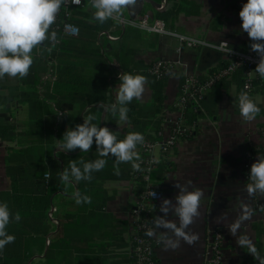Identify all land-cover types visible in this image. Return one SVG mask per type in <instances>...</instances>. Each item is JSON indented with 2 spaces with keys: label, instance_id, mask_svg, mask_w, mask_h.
I'll list each match as a JSON object with an SVG mask.
<instances>
[{
  "label": "crops",
  "instance_id": "1",
  "mask_svg": "<svg viewBox=\"0 0 264 264\" xmlns=\"http://www.w3.org/2000/svg\"><path fill=\"white\" fill-rule=\"evenodd\" d=\"M189 1L196 4L197 10L191 15L180 13L175 16L172 27H167L171 32L169 35L117 26L113 34L119 36L117 41H99L105 47V53L110 55L113 61L111 66L115 71L99 69L93 65L91 58L82 55L78 58L87 63L84 72L88 75L96 72L105 74L115 103L119 74L125 72L144 76L153 62L173 64L175 73L164 83L166 98L163 111L158 116L160 121L164 112L173 109L186 76L195 74L207 77L229 61L226 54L210 47H183L178 36L196 38L211 46L227 44L234 51L245 50L250 39L242 30L239 17L247 0ZM157 9L160 10V7L156 8L145 0L142 13L146 12L154 18ZM124 10L128 13L126 8ZM141 14L135 19L140 20L144 16ZM119 30L123 35H120ZM47 73L48 67L35 84L24 83L19 76L0 79V191L11 189L17 181L23 182L20 174H24L25 161L29 160L30 154L36 155L38 166L45 165L49 170L54 169V172L58 170L60 175L71 160H76L77 166L82 169L80 160L89 162L105 159V167L101 171H94L90 181L76 182L70 177L65 190L54 195V211L50 217L55 240L54 264H137L133 252L135 228L131 209L141 185L131 177L132 163H121L119 175L115 174L116 158L112 155L101 157L96 150L95 138L88 152L79 149L61 151L59 145L64 133L84 123V117L88 115L96 117L91 121L92 124L108 127L116 134L118 141L130 132L143 134L136 120L142 119V116L145 118L147 111L153 108L154 90L147 81L142 98L133 99L127 105L128 119L121 123L118 115L113 116L110 111H106L108 105L99 103L91 106L81 99L67 102L57 96L54 92L56 83L45 80ZM236 78L223 83L208 95V102L212 101L214 106L213 115L204 109L203 117L196 123L197 130L193 137L182 140L160 165L165 167L162 173H158V180L154 183L161 189L162 197L154 204L153 217V227L157 233L154 239L158 264H207L216 230L223 234L221 264H260L246 248L237 245V238L228 230V226L235 223L242 214L241 201L251 207L253 214L250 220L241 223L237 234L247 235L255 244L260 257L264 258V197L247 195L245 158L246 153L251 152L253 164L258 154L264 155V92L260 90L248 94L261 111L255 120L245 121L239 114L237 98L241 89ZM36 102L41 103V108L35 107ZM157 128H160V124ZM157 128L147 130L143 134L144 138L156 133ZM135 151L141 157L140 144ZM49 172L44 176L45 181H37L38 193L43 192L42 184H47ZM26 175L29 180H36L33 172ZM176 184L187 185L189 191L200 189L204 193L200 200V216L185 230L190 235L198 234L199 239L192 245L181 239L177 249L165 250L159 235L167 232L171 236L172 233L164 228H156L155 220L159 216L179 226V218L174 213L165 215L160 211L165 199L176 203L175 198L180 192ZM81 187L85 188L82 194ZM77 192L81 196H89L91 203L77 204ZM36 259L46 264L44 257L33 258L32 262Z\"/></svg>",
  "mask_w": 264,
  "mask_h": 264
},
{
  "label": "clouds",
  "instance_id": "2",
  "mask_svg": "<svg viewBox=\"0 0 264 264\" xmlns=\"http://www.w3.org/2000/svg\"><path fill=\"white\" fill-rule=\"evenodd\" d=\"M76 5L81 4L82 0H72ZM65 0H0V79L5 75L16 78H25L33 64L31 53L34 48L43 45L44 41L50 40L53 46L57 39V34L52 31L49 36V29L55 23L61 5ZM136 0H90L91 7L95 10L93 19L105 23L109 19H119L122 9L134 5ZM239 17L242 21L241 28L246 32L252 41L250 48L259 57L255 73L264 79V0H247L243 4ZM50 50V49H49ZM232 51V50H231ZM119 87L117 88L116 102L106 108L113 116L118 115L121 123L128 119L129 108L127 107L133 99H141L145 93L147 78L142 75L131 73L119 74ZM247 87V86H246ZM239 114L245 121H253L259 115L260 108L246 91H242L238 98ZM96 119L94 115L84 117V123L77 124L75 129L69 128L60 140L61 151L88 152L92 145L96 144V150L101 157L112 155L115 157L114 171L119 175V165L121 163H132L133 170L140 171V165L135 161L140 160L138 152L135 151L138 144L144 142L143 134L130 132L123 140H117V136L108 127H97L91 121ZM81 167L77 166L76 160H71L69 166L64 168L60 175L61 184L67 186L70 177L76 182L81 180H91L94 171H101L107 161L97 159L85 162L80 160ZM248 183L246 192L249 197L260 195L264 197V155L258 154V159L254 162L248 173ZM180 189L176 196V203L165 199L160 207V211L167 215L174 213L179 218V226L176 222L168 221L161 217L155 220L156 228H164L167 232L159 235V240L163 242L164 249H177L181 239L189 245L194 244L198 239V234H188L185 230L195 222V218L200 216L199 207L203 191L196 189L189 191L187 185L176 184ZM77 204L91 203L89 196L75 194ZM242 214L237 221L228 226L231 235L237 238V245L246 248L254 259L264 264V258L260 257L259 252L253 241L245 234L238 235L240 225L245 220H250L253 210L243 201L240 203ZM21 219L20 213L15 214V221ZM12 222V214L6 203L0 204V251L6 245L13 243L15 237L9 235L7 226ZM146 235L149 237L157 236L154 230H148Z\"/></svg>",
  "mask_w": 264,
  "mask_h": 264
},
{
  "label": "trees",
  "instance_id": "3",
  "mask_svg": "<svg viewBox=\"0 0 264 264\" xmlns=\"http://www.w3.org/2000/svg\"><path fill=\"white\" fill-rule=\"evenodd\" d=\"M159 5L163 4L164 0H151ZM197 10L196 4L189 0H166L165 8L163 10H156L154 14L155 20H162L166 26L170 28L173 24V19L180 13H187L191 15ZM94 9L91 5L86 4L84 8L75 11L72 22L77 25L79 29V36L76 38H63L61 44L53 46L50 40L44 41L40 47L39 54H33V64L29 70L30 76L20 78L24 83H38L40 75L46 71L47 62L49 58H55L58 62L59 79L55 81L54 92L57 96L64 98L67 102H74L78 99L84 100L87 105L103 104L110 106L113 104L112 90L108 83V77L100 72L86 74L87 63L80 61L78 57L86 55L88 59L94 62L93 65L99 69H108L115 71L111 66L113 64L110 55L105 53V47L99 44V41L107 38L102 36L103 32L115 34L116 23L109 19L101 24L93 19ZM143 12L141 15H145ZM49 29V36L51 34ZM121 30H119V33ZM120 35H123L122 32ZM104 40V41H105ZM111 42V41H110ZM50 49V50H49ZM78 68H81L78 70ZM148 69V68H147ZM146 69V70H147ZM78 71V72H77ZM107 72V70H105ZM104 71V72H105ZM77 72V73H76ZM147 81L150 83L154 90V106L148 110L145 118L136 120L145 135L146 131L151 128L159 127L160 121L158 116L163 111L164 100L166 98L163 90L165 79H157L151 76L148 72L143 74ZM5 75L3 78H6ZM238 86L242 91L244 90V72L239 71L235 75ZM234 77V78H235ZM183 82V80H182ZM225 83V82H224ZM182 84V83H181ZM223 84V83H222ZM221 84V85H222ZM216 86L214 89L218 88ZM254 90H263L264 92V79H261L259 74L253 80ZM213 89V90H214ZM208 96L203 100L202 106L207 113L213 115L214 106L212 101L208 102ZM41 103H37L35 107L41 108ZM46 108V106H43ZM48 111V110H46ZM264 116V110L262 111ZM203 113L195 107L190 106L188 111V121L191 124H196L198 119L203 117ZM158 129V128H157ZM193 137V134L188 138ZM35 156H29V160L25 161L26 168L24 174H20L21 182L13 183L11 189L0 191V204L6 203L8 209L12 214V222L7 226L9 235L15 237V241L6 245L3 251H0V264H33V258L44 257L46 264H54V229L50 219V211L53 207L54 195L59 191H64L65 186L61 184L60 173L49 170L47 166H38ZM34 157V158H33ZM165 167V166H164ZM163 166H159V171L153 176L154 182L158 180V173H162ZM50 171V172H49ZM33 172L36 180L31 181L26 173ZM50 173V178L47 184H42L43 192L38 193L37 181H45V174ZM81 187V194L84 192ZM20 213L21 219L15 221V214ZM154 214L151 215V224L154 223ZM50 236V244L47 246V238ZM153 247L156 242L153 241ZM48 250L46 251V248ZM158 263L155 253L154 258Z\"/></svg>",
  "mask_w": 264,
  "mask_h": 264
},
{
  "label": "built area",
  "instance_id": "4",
  "mask_svg": "<svg viewBox=\"0 0 264 264\" xmlns=\"http://www.w3.org/2000/svg\"><path fill=\"white\" fill-rule=\"evenodd\" d=\"M91 5L90 0H82L81 4L76 5L72 0H65L61 5L60 11L57 14L55 23L50 27L51 31H55L57 39L54 46L61 44L63 38H76L79 36L77 25L72 22V18L76 10L84 8L85 5ZM165 8V4L160 6V10ZM120 28H137L152 34L169 35L171 32L167 29L166 23L162 20L152 19L151 16L145 14L140 20L126 18L121 14L120 18L111 19ZM114 28V29H115ZM102 36L109 41L114 42L119 39V36L103 32ZM183 47L200 48L210 47L214 50L226 54L229 61L226 65L221 66L207 77L200 75H188L184 78L180 95L173 104V109L164 112L160 116V128L156 133L144 138V142L140 144L141 157L136 163L140 165L141 170L135 171L132 169L131 177L139 185V193L137 200L131 209V216L134 223L135 234L133 236V252L137 264H158L154 258L155 247H153L154 236L146 235L148 230H154L151 224V215L154 214V204L162 197L161 189L155 185L153 176L161 163L167 158L180 142L187 139L190 135L196 132L197 124H191L188 121V111L190 106L197 107L201 113H204L202 106L203 100L213 91V89L224 82L233 80L235 75L243 70L244 72V90L251 94L254 90L253 80L258 73L254 70L259 62L258 55L250 48L252 41L249 39L245 50L234 51L230 50L227 44L220 46H211L201 40L189 36H178ZM53 44V42H52ZM40 46L35 48L39 54ZM34 50L31 53L33 56ZM48 73L45 80L55 82L58 77V62L55 58H49L47 62ZM147 72L157 79H165L175 73V66L168 62L157 61L148 66ZM247 86V87H246ZM62 115V113H59ZM264 136V131H263ZM246 179L252 165L253 154L247 152ZM248 181V180H247ZM263 207V206H261ZM51 210L50 217L53 214ZM48 238L46 243L50 244ZM223 234L216 230L213 234L212 242L209 248L207 264H221L223 259Z\"/></svg>",
  "mask_w": 264,
  "mask_h": 264
},
{
  "label": "water",
  "instance_id": "5",
  "mask_svg": "<svg viewBox=\"0 0 264 264\" xmlns=\"http://www.w3.org/2000/svg\"><path fill=\"white\" fill-rule=\"evenodd\" d=\"M145 0H136V3L134 5H130L125 7L128 11V15L130 19H135L137 15L141 14L143 11V4ZM151 2L156 8H159V4H155L151 0H148Z\"/></svg>",
  "mask_w": 264,
  "mask_h": 264
},
{
  "label": "rangeland",
  "instance_id": "6",
  "mask_svg": "<svg viewBox=\"0 0 264 264\" xmlns=\"http://www.w3.org/2000/svg\"><path fill=\"white\" fill-rule=\"evenodd\" d=\"M122 13L126 16V17H129V15H128V13L124 10L123 11V9H122ZM113 30H114V28H113ZM50 213H51V211H50ZM33 264H41L39 261H37V259H36V261L33 263Z\"/></svg>",
  "mask_w": 264,
  "mask_h": 264
}]
</instances>
